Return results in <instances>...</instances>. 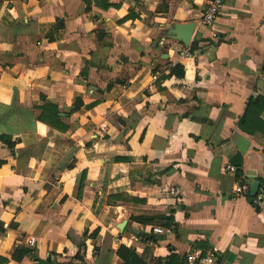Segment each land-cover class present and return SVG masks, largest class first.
<instances>
[{
  "label": "crops",
  "instance_id": "0c3cea01",
  "mask_svg": "<svg viewBox=\"0 0 264 264\" xmlns=\"http://www.w3.org/2000/svg\"><path fill=\"white\" fill-rule=\"evenodd\" d=\"M211 1L0 0V137L15 143L0 138V264H123L121 245L147 264L211 246L264 264V135L238 125L264 95V0H223L209 27ZM44 104L64 130L39 121Z\"/></svg>",
  "mask_w": 264,
  "mask_h": 264
},
{
  "label": "trees",
  "instance_id": "16d2710c",
  "mask_svg": "<svg viewBox=\"0 0 264 264\" xmlns=\"http://www.w3.org/2000/svg\"><path fill=\"white\" fill-rule=\"evenodd\" d=\"M172 73L177 77H182L184 75L183 66L180 64H176L172 68ZM264 72V66H263ZM82 105L80 100H77L75 103V108H79ZM89 107V106H87ZM41 114L39 116V121L52 126L58 130H64L66 126L60 121L57 107L52 104H44L41 107ZM264 113V95L259 94L255 97H251L247 103V108L245 114L240 119L238 125L239 128L248 133L255 134L261 133L264 135V120L262 119V114ZM1 139L5 140L7 145L11 148L15 146V143L11 141L9 138L5 136H1ZM232 165L236 168L235 178L238 185H246V179L244 178V170H243V159L242 156L237 154L233 160L231 161ZM2 162L0 161V165ZM85 181V173H83L81 181H80V189L83 188ZM247 197L251 198L250 194L247 192ZM128 197H124L126 200ZM139 220H143L142 218H135ZM144 221V220H143ZM98 229L91 234V237H96ZM117 255L123 261V264H147L145 263L131 248L126 247L125 245H121L117 250ZM15 257H17L15 255ZM19 258V257H18ZM174 256H171V261Z\"/></svg>",
  "mask_w": 264,
  "mask_h": 264
},
{
  "label": "built area",
  "instance_id": "2783aa9c",
  "mask_svg": "<svg viewBox=\"0 0 264 264\" xmlns=\"http://www.w3.org/2000/svg\"><path fill=\"white\" fill-rule=\"evenodd\" d=\"M223 0H212L205 11L203 12V22L206 26L213 27L217 16L219 15L221 5ZM212 37H217V32L212 33ZM181 56L182 57H191L193 56V53L189 48H183L181 50ZM227 169L231 172H235L236 168L232 165H228ZM248 189L247 185H237L235 188V193L237 195L243 194ZM261 197L257 199V202H260ZM155 232H162L161 228H154ZM35 239L32 238L30 240V244H34ZM185 264H228L225 262L222 258V250L218 247L211 246L205 249L201 248H192L186 257V263Z\"/></svg>",
  "mask_w": 264,
  "mask_h": 264
},
{
  "label": "water",
  "instance_id": "95a60500",
  "mask_svg": "<svg viewBox=\"0 0 264 264\" xmlns=\"http://www.w3.org/2000/svg\"><path fill=\"white\" fill-rule=\"evenodd\" d=\"M195 28V23L194 22H189L186 24H179L177 26V31L180 33L181 40L184 44L190 45L191 44V37L193 34ZM249 189H250V196L255 197L260 188V181L255 178L253 175H249ZM124 223L119 227L121 230L124 229Z\"/></svg>",
  "mask_w": 264,
  "mask_h": 264
}]
</instances>
